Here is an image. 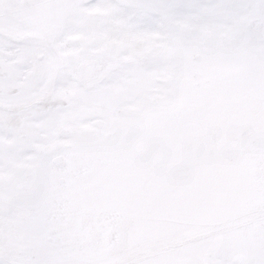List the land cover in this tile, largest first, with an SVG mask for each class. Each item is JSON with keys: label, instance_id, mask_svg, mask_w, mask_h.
Listing matches in <instances>:
<instances>
[{"label": "snow or ice", "instance_id": "1", "mask_svg": "<svg viewBox=\"0 0 264 264\" xmlns=\"http://www.w3.org/2000/svg\"><path fill=\"white\" fill-rule=\"evenodd\" d=\"M0 264H264V0H0Z\"/></svg>", "mask_w": 264, "mask_h": 264}]
</instances>
